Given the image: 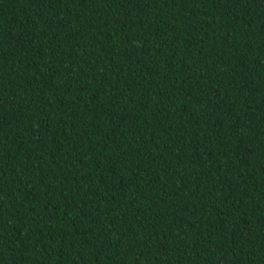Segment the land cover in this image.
Masks as SVG:
<instances>
[{"label":"trees","instance_id":"1","mask_svg":"<svg viewBox=\"0 0 264 264\" xmlns=\"http://www.w3.org/2000/svg\"><path fill=\"white\" fill-rule=\"evenodd\" d=\"M0 264H264V0H0Z\"/></svg>","mask_w":264,"mask_h":264}]
</instances>
